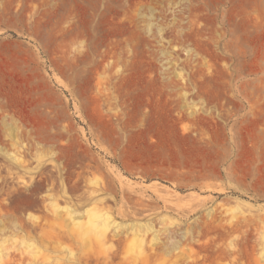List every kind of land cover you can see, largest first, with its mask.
Masks as SVG:
<instances>
[{
  "label": "rangeland",
  "instance_id": "1",
  "mask_svg": "<svg viewBox=\"0 0 264 264\" xmlns=\"http://www.w3.org/2000/svg\"><path fill=\"white\" fill-rule=\"evenodd\" d=\"M0 264H264V0H0Z\"/></svg>",
  "mask_w": 264,
  "mask_h": 264
}]
</instances>
